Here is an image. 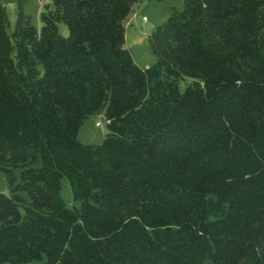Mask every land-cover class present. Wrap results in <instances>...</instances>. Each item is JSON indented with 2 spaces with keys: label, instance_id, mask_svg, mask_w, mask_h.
Here are the masks:
<instances>
[{
  "label": "trees",
  "instance_id": "16d2710c",
  "mask_svg": "<svg viewBox=\"0 0 264 264\" xmlns=\"http://www.w3.org/2000/svg\"><path fill=\"white\" fill-rule=\"evenodd\" d=\"M24 1L10 30L0 0V264H264V0H183L144 68L139 0H50L39 31Z\"/></svg>",
  "mask_w": 264,
  "mask_h": 264
},
{
  "label": "rangeland",
  "instance_id": "374dc122",
  "mask_svg": "<svg viewBox=\"0 0 264 264\" xmlns=\"http://www.w3.org/2000/svg\"><path fill=\"white\" fill-rule=\"evenodd\" d=\"M5 9L10 22V30L15 26L16 20V4L17 0H3ZM50 3V0H25L23 11L29 16L31 24L39 31L42 24L40 13L43 12L45 5ZM132 9L123 21L125 28V43L124 46L129 50L134 63L139 67L151 66L156 58L154 57L148 44V36L151 30L158 25H161L172 14L174 10H181L183 0H139L132 5ZM59 33L66 36L68 34L67 26L64 23L58 24ZM190 78H185L180 81V89L184 90ZM104 111L98 114L90 115L78 129L77 138L84 144H100L104 140L107 133V121ZM100 123L96 125V123ZM20 169L15 170V174L19 173ZM60 196L67 207H80V202L74 200L73 193L66 176L60 179ZM9 182L5 173L0 172V192L6 193L9 190ZM24 196H27L25 193Z\"/></svg>",
  "mask_w": 264,
  "mask_h": 264
},
{
  "label": "built area",
  "instance_id": "2783aa9c",
  "mask_svg": "<svg viewBox=\"0 0 264 264\" xmlns=\"http://www.w3.org/2000/svg\"><path fill=\"white\" fill-rule=\"evenodd\" d=\"M96 125H98V123Z\"/></svg>",
  "mask_w": 264,
  "mask_h": 264
}]
</instances>
